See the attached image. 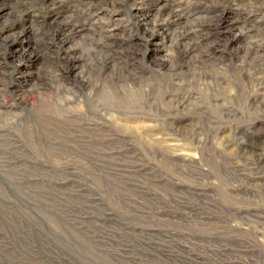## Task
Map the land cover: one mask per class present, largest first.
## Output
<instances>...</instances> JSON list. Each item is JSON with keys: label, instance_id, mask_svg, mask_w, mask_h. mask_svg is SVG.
I'll list each match as a JSON object with an SVG mask.
<instances>
[{"label": "rangeland", "instance_id": "rangeland-1", "mask_svg": "<svg viewBox=\"0 0 264 264\" xmlns=\"http://www.w3.org/2000/svg\"><path fill=\"white\" fill-rule=\"evenodd\" d=\"M40 1L0 0V264H264V0Z\"/></svg>", "mask_w": 264, "mask_h": 264}, {"label": "bare ground", "instance_id": "bare-ground-1", "mask_svg": "<svg viewBox=\"0 0 264 264\" xmlns=\"http://www.w3.org/2000/svg\"><path fill=\"white\" fill-rule=\"evenodd\" d=\"M51 0H41L40 3L42 6H45L50 3ZM142 6V5H140ZM31 8V7H30ZM29 11V10H28ZM30 13V12H29ZM32 15L34 16V14L36 15L37 13L36 12H33L31 11ZM138 13V12H137ZM171 13L172 15L176 18V20H181L184 16H183V13H181L179 11V8L178 7H175L174 9L171 10ZM217 14L215 16V19H217V17L219 19H221L222 15L218 14V13H215ZM218 21V20H217ZM237 21H240V20H237ZM235 22V21H234ZM205 24H206V21L205 22H199L197 24H194L188 31L184 32L182 37L183 38H193L195 39L196 41L200 42V41H204L207 37H208V32H207V29L205 28ZM144 25L141 24V26ZM80 26H83V25H80ZM210 35V34H209ZM187 38V39H188ZM115 36L114 35H109L108 37H105L104 38V46L105 47H108V48H113L116 46V42H115ZM228 39V38H227ZM231 40H227L226 43H230ZM247 140L250 141L251 140V137L249 134H247ZM247 141V142H248ZM263 157H256V161L255 163L253 164L254 166H258V164H261L263 162Z\"/></svg>", "mask_w": 264, "mask_h": 264}]
</instances>
